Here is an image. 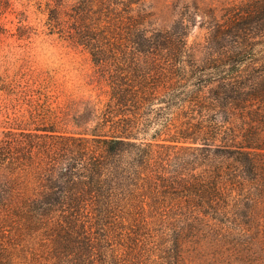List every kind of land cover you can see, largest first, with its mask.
Masks as SVG:
<instances>
[{"label": "trees", "instance_id": "16d2710c", "mask_svg": "<svg viewBox=\"0 0 264 264\" xmlns=\"http://www.w3.org/2000/svg\"><path fill=\"white\" fill-rule=\"evenodd\" d=\"M240 5L191 44L143 0H47V34L89 55L107 99L28 61L0 74V264L16 246L20 264H184L188 243L220 261L251 231L264 264V0Z\"/></svg>", "mask_w": 264, "mask_h": 264}, {"label": "rangeland", "instance_id": "374dc122", "mask_svg": "<svg viewBox=\"0 0 264 264\" xmlns=\"http://www.w3.org/2000/svg\"><path fill=\"white\" fill-rule=\"evenodd\" d=\"M257 0H143V7L151 14L155 27L165 29L175 22L184 20L190 25L189 42L205 43L212 38V32L220 27L229 31L228 25L239 10L234 6L241 4V10L256 3ZM10 6L0 17V74L7 69L11 72L18 70L26 61L32 70H54L64 88L76 96L107 99L106 87L99 82L91 84L95 69L89 55L85 51H78L68 47L57 35H48L46 26L47 0H8ZM245 7L243 8V5ZM236 10V12H235ZM240 10V11H241ZM242 12V11H241ZM28 25L32 27L30 37L19 40L18 27ZM5 29V30H3ZM13 116L11 105L7 104L0 93V139L3 137L6 113ZM17 112V111H16ZM260 208L254 209V219L258 221ZM8 241H12L8 237ZM246 249L242 247L226 251L223 260H212L207 256V247L196 248L193 243L187 244L184 253V264H261L257 231L248 232L244 238ZM19 246L12 252L14 264L22 261ZM200 251V252H199ZM199 253H202L200 255ZM204 255V256H203Z\"/></svg>", "mask_w": 264, "mask_h": 264}]
</instances>
